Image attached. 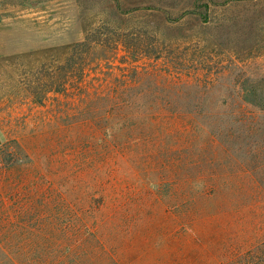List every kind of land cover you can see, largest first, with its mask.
Returning <instances> with one entry per match:
<instances>
[{"label": "rangeland", "instance_id": "374dc122", "mask_svg": "<svg viewBox=\"0 0 264 264\" xmlns=\"http://www.w3.org/2000/svg\"><path fill=\"white\" fill-rule=\"evenodd\" d=\"M212 2L203 22L192 14L198 0H0V264H255L264 257H246L255 247L264 252V158L254 171L235 153L209 170L192 153L191 137L169 128L170 144L144 135L102 139L100 99L121 91L134 71L123 51L105 52L78 81L63 72L67 89L33 102L55 81L70 45L95 30L121 33L119 19L168 28L174 54L167 59L191 73L198 60L223 70L221 93L237 91L235 80L264 87V0ZM164 61L157 62L162 72ZM213 112H202L205 129L218 127ZM246 112L264 133V113ZM188 159L199 167L186 172ZM234 162L247 169L231 172Z\"/></svg>", "mask_w": 264, "mask_h": 264}, {"label": "trees", "instance_id": "16d2710c", "mask_svg": "<svg viewBox=\"0 0 264 264\" xmlns=\"http://www.w3.org/2000/svg\"><path fill=\"white\" fill-rule=\"evenodd\" d=\"M198 1L202 2V5H198L192 14L195 20L206 22L213 2ZM116 22L121 33L115 29L109 30L108 33H99L95 30L91 34H86L82 41L70 45L69 54L57 68L55 81H50L49 87L43 86L45 90H42V94L36 95L33 102L42 105L48 93L65 91L69 77L62 76L63 72L78 81L86 70L89 72L92 64L97 65L101 62L106 55L105 52L114 53L120 50L125 53V57L131 59L129 63L134 71L132 79H127L128 85L123 86L121 91L100 99L103 101L101 108L104 109L100 108V122L106 123L101 130L102 139L123 143L133 135L140 138L144 135L145 138H153L154 141L165 139L166 143L170 144V137L173 138V134L165 131L169 128L178 130L176 134L181 132L191 137L192 153L197 152V157L207 162L206 168L209 170L213 167L222 168L223 163L217 157H221L227 165V159L235 153L249 158L250 162L255 164L251 166L252 170L261 169V164L257 161L264 157L258 145L260 139L264 138V133L258 119L246 112V109L250 108L255 112L264 113V87L261 82H249V79L235 80L231 86L232 89L237 88V91L221 93L223 70H216L213 73L210 66L204 67L198 60L194 61L191 73L185 71L186 66L183 63L167 59V56L174 54L170 49V51L166 49L168 46L166 43L171 44L174 40V35L168 28L161 29L159 24L157 27L151 24L145 27L137 24L128 25L122 19ZM204 30H207V27ZM211 44L204 48H210ZM162 50L167 54L162 53ZM102 52L104 53L101 54ZM77 55L80 56L79 61L76 59ZM164 56L166 61L162 64L165 68L162 72L158 70L157 62ZM143 59H148L151 64L140 67L138 63ZM204 71L205 73H202ZM149 87L160 93L152 91L149 93ZM233 102L240 104L237 112L231 110L220 112V108H226ZM206 106L217 111L210 114L211 118L219 115L215 118L218 124L215 130L207 127L205 129L200 123ZM188 160L191 163L187 162V165L184 164L182 167L186 172H192L199 167L198 159ZM232 168L238 171L247 169L240 162L231 165V172ZM261 254L264 255L261 248L255 247L246 257L254 261V258ZM255 264H264V257Z\"/></svg>", "mask_w": 264, "mask_h": 264}]
</instances>
